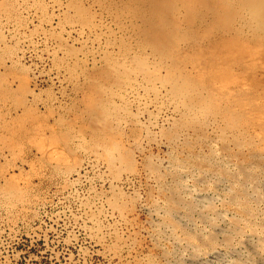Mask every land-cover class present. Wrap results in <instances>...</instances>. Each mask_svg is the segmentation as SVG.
I'll return each mask as SVG.
<instances>
[{"label": "rangeland", "instance_id": "rangeland-1", "mask_svg": "<svg viewBox=\"0 0 264 264\" xmlns=\"http://www.w3.org/2000/svg\"><path fill=\"white\" fill-rule=\"evenodd\" d=\"M177 167L264 218V0H0V264H172L171 223L219 247Z\"/></svg>", "mask_w": 264, "mask_h": 264}, {"label": "bare ground", "instance_id": "bare-ground-1", "mask_svg": "<svg viewBox=\"0 0 264 264\" xmlns=\"http://www.w3.org/2000/svg\"><path fill=\"white\" fill-rule=\"evenodd\" d=\"M168 162H166V163H168ZM177 166H179V165H177ZM187 166H188V164L186 165V167ZM181 167L180 168L177 167V168H178V171L181 174V176L186 178V183L184 182L185 183L184 186H185V190L187 192V195H188V197L190 196L192 198L193 202H195L196 206H197V207H195L196 208L195 214L198 217V219L196 218V220H199V222H201V226H204V228H202L200 231H202L204 233L209 229L210 226H212L208 223V220L209 219L212 220V217H213L210 213L212 210L209 211V209H208L209 205L212 204L213 206H215L214 209H216V210L219 209L220 212L218 213V216L220 217L219 218L220 222L217 226L215 225L216 227L214 226L215 228L213 227L214 228L213 238L216 240V242H218L219 239L221 238V244H219V247H217L218 246L217 245L216 247H213V249H211L210 251H206V248L202 247L204 245V243L202 241L204 239L203 234H202L203 238L201 237L202 240L197 238L198 241L196 243H195V241H194V243H192V242H190V239H189L190 236H187L185 231H182V230L180 231V233L182 232V234L184 235V238H183L182 237L183 235L180 236V234H178L176 232V229L177 228L179 229V227H177L175 229V228H173L175 226H173V227L170 226V225H172V223L168 222V224H170V223L171 224L170 225L164 224L163 231H161L162 234H160L158 237L159 242L158 241L157 242H158V244L160 243V245L162 247H167V245H170L174 248V249H172L174 251V253L171 252L173 256L171 255V260H169V262H171L172 264H181L182 262H183V264H235V263H237V264L238 263L248 264L251 261V259L256 256V257H258V260L256 262L262 264V262L264 260L260 259L261 257L259 258V252L257 250V245H256L257 241H259L261 237L259 238L256 234V231H255V233L253 231L255 230L254 226H255V228L264 227V218L262 217L263 214H262V216H261V214H258L257 216H255V219H257L259 222L253 221L255 219H253V220L252 219L247 220L246 218L244 219V216L242 215V212L240 209L242 203L239 202L240 200H237L238 197L236 199L232 195L230 196L228 194V190H229L228 184H227V182H225V180H223V179L220 180L218 178L219 175L218 176L216 175L217 172H216V174L214 172L206 174L207 176H205V178H201V174H199L197 169H186L185 170V169H182ZM217 168H218V166H217ZM167 171H169V169ZM177 177H179V176H177ZM181 181H183V180H181ZM168 182H170V181H168ZM210 183L215 184L213 188H208L207 185H209ZM158 195H156V196L158 197ZM164 197H166V196H164ZM147 199H149V198H147ZM166 201L167 200H165V199L160 200V202H159L160 206L159 207H156V206H154V207L150 206L148 208L146 207L148 209L147 211L150 213L148 215H151L152 220L156 221L158 224H159V221L166 219L165 216L168 213L166 208H165L166 207ZM186 201H187V199H186ZM167 203H169V202L167 201ZM111 210L113 212V209H111ZM260 211H261V209H260ZM263 212H264V210H263ZM168 214H170V212ZM175 214H177V213L175 212ZM213 214H215V213H213ZM107 215H109V213ZM175 217H176V219L180 220V222L186 223V221H187V223H190L192 225H196L195 222H193L192 220H186L185 216L182 213L177 214V216H174V218ZM113 218H114V215H113ZM235 218H239L240 219L239 221H241V223L243 220H245L244 222H246V223H244L243 226H240V224L235 225V223H234ZM166 220H169V218H167ZM196 220L194 219V221H196ZM173 221H175V220H173ZM216 221H217V219H216ZM238 223H240V222H238ZM126 225H127V223H126ZM148 225H150V224L148 223ZM161 225H163V223ZM157 227H158V225H157ZM244 228L250 229V231H248L249 233L248 232L247 233L242 232ZM157 229L155 228L153 230L156 231ZM263 231H264V229H263ZM259 235L262 236V234H259ZM191 237H192V235H191ZM199 238H200V236H199ZM194 239H195V236H194ZM209 239H211V238H209ZM191 240H192V238H191ZM233 241L238 242L237 244H239L241 247L240 246L237 247V246L233 245ZM206 242H207V244L209 243L208 241H206ZM162 247H161V249H162ZM158 249H159V247H158ZM168 249H170V248H168ZM194 250H198L197 255L195 252L193 255ZM169 253H167V254L169 255ZM163 255L164 254H162V256Z\"/></svg>", "mask_w": 264, "mask_h": 264}]
</instances>
